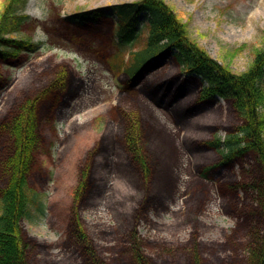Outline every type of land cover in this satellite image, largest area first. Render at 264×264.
Wrapping results in <instances>:
<instances>
[{"label": "rangeland", "instance_id": "rangeland-1", "mask_svg": "<svg viewBox=\"0 0 264 264\" xmlns=\"http://www.w3.org/2000/svg\"><path fill=\"white\" fill-rule=\"evenodd\" d=\"M131 1L25 0L18 8L19 16L27 15V22L35 20L37 26L14 37L27 36L38 45L26 62L2 66L8 84L0 85V114L16 83L36 61L49 56L70 61L84 79L79 96L56 119L57 134L46 132L52 162L43 158L41 167L47 184L30 190L33 202L21 223L28 263L86 264L77 244L68 239L67 219L64 223L62 215L56 214V201L74 183V161L82 147L102 134L89 177L90 192L81 200L77 216L104 264H134L129 242L133 231L154 264H193V248L200 264H248L252 236L264 233V219L254 200L253 183L260 174L255 155L243 154L208 179L197 176L182 144V129L170 114L174 105L143 91L151 81L148 75L132 85L142 114V144L150 169L145 176L117 139V123L108 119L107 111L118 93L109 67L93 52L95 48L86 51L92 56L79 53L52 31L60 29L59 16ZM165 1L189 24L191 36L235 72L246 70L253 52L248 47L229 60L225 51L264 43V0ZM146 20L141 19L139 27ZM91 37L89 49L103 42ZM84 123H90L89 128L69 143L68 135ZM169 248L174 251L166 252Z\"/></svg>", "mask_w": 264, "mask_h": 264}, {"label": "trees", "instance_id": "trees-1", "mask_svg": "<svg viewBox=\"0 0 264 264\" xmlns=\"http://www.w3.org/2000/svg\"><path fill=\"white\" fill-rule=\"evenodd\" d=\"M24 4L25 0H0V85L8 84L3 65L24 63L28 53L37 49L38 43L30 37H14L37 26L35 20L27 22V15H18ZM141 14L148 23L139 27ZM188 27L165 0H134L89 9L61 20L59 30L51 29L79 53L92 56L86 51L95 48L93 52L120 84L117 103L107 111L108 119L117 123L119 142L145 176L150 169L142 144V114L131 83L152 74L151 85L145 90L175 102L173 114L184 129V146L193 157L196 172L207 176L243 154L255 155L260 174L253 183L254 200L264 219V43L225 51V57L233 60L251 48L253 60L239 73L214 59ZM78 33L81 37H74ZM91 36L103 42L89 49ZM83 86L84 79L70 61L46 57L21 77L0 114V264H29L21 223L33 202L30 190L47 184L41 167L43 158L52 162L46 132L57 134L54 121ZM89 125L75 126L68 135L69 143ZM102 139L101 134L82 147L74 161V183L60 200L62 204L56 201V214L62 215L63 222L67 219L68 239L77 244L86 264H104L77 216L81 200L90 192L89 176ZM129 242L134 264H154L135 231ZM191 254L193 264H200L197 248ZM247 263L264 264V233L252 236Z\"/></svg>", "mask_w": 264, "mask_h": 264}]
</instances>
